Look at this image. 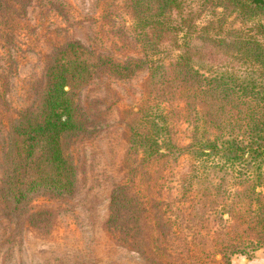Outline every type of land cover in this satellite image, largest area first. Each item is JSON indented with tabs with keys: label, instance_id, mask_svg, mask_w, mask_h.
<instances>
[{
	"label": "trees",
	"instance_id": "trees-1",
	"mask_svg": "<svg viewBox=\"0 0 264 264\" xmlns=\"http://www.w3.org/2000/svg\"><path fill=\"white\" fill-rule=\"evenodd\" d=\"M201 1L213 11L223 9L254 26L230 30L228 38H217V34L210 38L205 28L185 17L188 0H130L133 30L146 55L155 57L171 39L184 36L180 52L172 59L147 61L148 85L156 92L147 109H140L128 126L127 177L112 192L105 224L117 245L137 252L147 264H181L174 257L170 238L182 233L179 219L184 213L198 264H232L231 256L239 249L261 246L231 242L225 228L213 231L209 222L215 200L228 192L226 176L236 173L240 185L249 176L253 183L249 193L264 180V43L259 39L264 36V24L258 21L264 0ZM9 4L10 0H0V14L9 16L2 35L21 29L17 17L25 13L17 12V20ZM8 39L14 41L10 35ZM236 64L244 70H235ZM104 65L119 77L132 76L139 67L138 62L126 66L110 60L96 62L77 43L58 52L47 72L44 100L37 112L13 129L14 140L4 163L1 195L17 207L28 193L72 196L76 191L77 167L64 140L79 133L76 99ZM173 105L181 112L176 113ZM179 113L193 127L190 153L204 165L199 176L181 179L183 199L173 204L164 173L169 170V159L180 153L173 132ZM136 156H140L138 165L134 164ZM219 174L223 178L215 184L213 178ZM218 207L222 221L228 213L227 199ZM251 223L254 228L247 230L252 236L264 238L259 236L264 223L258 224L255 217ZM212 232L216 236L211 240ZM244 232L237 230L234 239L240 235L242 239Z\"/></svg>",
	"mask_w": 264,
	"mask_h": 264
},
{
	"label": "rangeland",
	"instance_id": "rangeland-1",
	"mask_svg": "<svg viewBox=\"0 0 264 264\" xmlns=\"http://www.w3.org/2000/svg\"><path fill=\"white\" fill-rule=\"evenodd\" d=\"M14 1L7 6L15 18L17 12H25L17 17L21 29L2 35L9 16L0 14V264H147L137 252L117 245L105 224L112 192L127 177L128 126L140 109H147L156 92L148 85L147 61L172 59L180 52L183 34L152 57L137 42L130 0ZM185 17H190L198 28H205L210 38L215 34L217 38H228L230 30L254 26L223 9L213 11L201 0H188ZM258 21L264 24V13ZM7 35L14 41L7 40ZM259 39L264 43V36ZM69 43L81 45L96 62L106 64L110 60L120 66L138 62L139 67L132 76L119 77L106 65L101 66L79 92L76 101L80 131L64 140L66 152L77 167L74 194L28 193L17 207L1 195L13 129L40 108L48 85V69ZM235 70L244 68L236 64ZM173 109L180 111L175 105ZM192 130L181 115L176 119L174 144L180 153L169 159V170L164 173L167 186L172 188L169 199L173 204L183 199L181 179L199 176L203 169V162L190 153ZM139 163L140 156H136L134 164ZM212 163L211 160L207 165ZM248 177L240 185L236 173L226 176L228 192L223 199L215 200L211 210L209 226L213 231L225 228L231 242H242V246L249 242L261 244L257 249L250 244L239 249L231 256L232 264H264V238H255L247 230L254 228L251 217L258 224L264 223V180L255 192L249 193L253 183ZM222 178L223 174L214 176L213 182L219 184ZM225 198L229 214L221 221L218 205ZM181 208L186 210L187 200ZM179 224L182 233L170 238L174 257L181 264H198L191 252L192 233L185 229L190 224L185 213ZM237 230L245 231L242 239L241 235L234 239ZM215 236L212 232L211 240Z\"/></svg>",
	"mask_w": 264,
	"mask_h": 264
}]
</instances>
